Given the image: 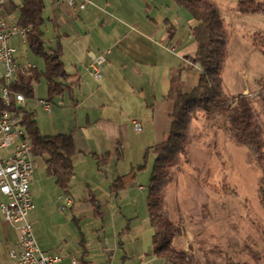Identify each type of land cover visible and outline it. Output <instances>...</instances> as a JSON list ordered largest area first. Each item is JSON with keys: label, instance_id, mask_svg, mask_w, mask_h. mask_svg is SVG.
I'll list each match as a JSON object with an SVG mask.
<instances>
[{"label": "crops", "instance_id": "crops-1", "mask_svg": "<svg viewBox=\"0 0 264 264\" xmlns=\"http://www.w3.org/2000/svg\"><path fill=\"white\" fill-rule=\"evenodd\" d=\"M42 3L45 50L57 51L67 78L60 93L49 95L41 56L42 67L32 65L35 72L25 73H35L32 97L34 81L46 80V97L30 102L43 114L38 118L24 107L27 97L21 106L33 113L41 135H72L75 151L67 188L47 170V154H31L33 207L27 219L35 240L42 251L58 253L59 264H167L154 253V230L147 211L142 214L144 188L134 183L132 170L146 167H141L145 152L169 130L173 102L165 96L173 77L184 89L197 82V66L186 59L197 47L193 18L180 0H89L77 12L53 0ZM98 54L104 61L95 79L87 65ZM133 143L135 152L144 154L141 162L130 161L125 173L121 164ZM11 249L20 250L18 232L0 212V264H19L9 256Z\"/></svg>", "mask_w": 264, "mask_h": 264}, {"label": "rangeland", "instance_id": "rangeland-1", "mask_svg": "<svg viewBox=\"0 0 264 264\" xmlns=\"http://www.w3.org/2000/svg\"><path fill=\"white\" fill-rule=\"evenodd\" d=\"M22 1L11 0L7 5L9 12H4L3 18L8 23L16 22L17 6ZM214 1L226 14L228 46L221 70L224 90L229 96H235L246 87L249 94L254 95L259 81H264V53L255 41L260 37L254 35L264 36V14L237 12L236 0ZM47 29L52 31L50 26ZM9 44L16 48L19 64L29 62L42 67V57L18 35H12ZM31 70L35 72L34 68ZM34 86V97L26 98L24 107L40 118L41 108L30 102L46 97L44 77L34 81ZM251 102L264 138V112L256 97H251ZM194 119L186 150L169 168L164 188V207L176 233L173 245L182 249L180 244H183L185 249L182 250L191 254L194 264H264L261 170L249 150L228 136L224 117L209 118L199 111ZM135 150L137 144L133 143L132 149L125 152L121 164L125 173L130 170V161H142L144 152L140 155ZM154 159L155 154L150 149L144 160L146 167L132 170L137 175L134 183L144 188L143 216L147 211V187Z\"/></svg>", "mask_w": 264, "mask_h": 264}, {"label": "trees", "instance_id": "trees-1", "mask_svg": "<svg viewBox=\"0 0 264 264\" xmlns=\"http://www.w3.org/2000/svg\"><path fill=\"white\" fill-rule=\"evenodd\" d=\"M180 2L194 20L191 33L197 47L195 54L187 56L186 59L197 66L198 79L189 89H184L177 75L173 77L165 96V99L173 102L169 130L162 141L147 149L144 160L151 149L155 159L147 187V213L150 226L154 230V253L167 264H194L191 254L173 245L175 227L164 207V188L168 181L169 168L185 152L191 124L197 112L202 111L209 118L224 117V128L228 136L249 150L261 170L259 194L264 204V138L251 102V97H256L264 112V81H259L254 95L242 92L235 96L226 94L221 81V70L228 46L224 17L211 0ZM42 7V0H23L17 6L19 16L16 23L29 28L26 42L32 51L44 58L45 69L42 74L47 80L48 94L53 95L63 90L62 80L67 78V74L57 51L45 50L40 28ZM236 7L243 14H264V0H236ZM254 35L260 37L255 41L264 53V36L259 33ZM34 74L31 76L29 73H20L13 89L21 91L27 98L32 97L31 80ZM0 107H4L1 102ZM14 108L20 112L26 136L30 140L31 154H47V170L55 176L61 187L67 188L72 174L70 155L75 151L73 136L41 135L33 113L25 111L22 106H8V109ZM145 164L146 161L141 167Z\"/></svg>", "mask_w": 264, "mask_h": 264}, {"label": "built area", "instance_id": "built-area-1", "mask_svg": "<svg viewBox=\"0 0 264 264\" xmlns=\"http://www.w3.org/2000/svg\"><path fill=\"white\" fill-rule=\"evenodd\" d=\"M11 0H0V212L4 220L15 225L18 232L19 251L10 250L9 256L19 264H59L61 256L58 253L42 251L38 246L33 229L27 219L29 210L33 207L30 193V181L34 169L30 142L22 128V118L16 108L25 102L21 91L13 89L20 73L30 71L32 65L21 66L16 59V48L9 44L12 35H18L26 42L28 27L17 23H8L3 18L7 5ZM64 4L69 10L77 12L85 8L89 0H53ZM104 55L98 54L91 58L87 65L90 75L98 79L101 76ZM43 106L48 108V104ZM135 127L140 124L133 122ZM18 138L17 141L15 139ZM9 154L3 156L1 151L7 147ZM139 188H142L140 186Z\"/></svg>", "mask_w": 264, "mask_h": 264}]
</instances>
